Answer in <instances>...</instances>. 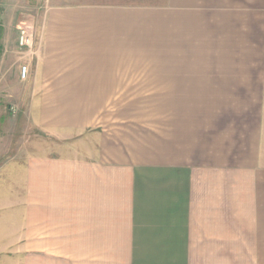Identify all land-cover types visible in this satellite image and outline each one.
<instances>
[{"label":"crops","instance_id":"1","mask_svg":"<svg viewBox=\"0 0 264 264\" xmlns=\"http://www.w3.org/2000/svg\"><path fill=\"white\" fill-rule=\"evenodd\" d=\"M47 1L0 0V264H264V0Z\"/></svg>","mask_w":264,"mask_h":264},{"label":"rangeland","instance_id":"2","mask_svg":"<svg viewBox=\"0 0 264 264\" xmlns=\"http://www.w3.org/2000/svg\"><path fill=\"white\" fill-rule=\"evenodd\" d=\"M32 2L33 3H30L31 6L30 5L29 6L31 7V9L33 8L32 9L33 11L32 10L30 12L27 11V13L31 14L34 19L42 18L44 16L45 9L47 8V6L49 4H51V3H53V1H47V0H32ZM1 3H2V1H1ZM0 8H1V12H2L3 11V5ZM139 63L140 62H138L137 60H133V65H139ZM148 65H150V64H148ZM14 126L15 125L13 123V120H11V122L8 123L7 126H5V130H3L1 128V125H0V136H3V135L5 136V134H7V136L10 138V133L8 131H15V133H16V132H18L20 130V129L17 130V128L14 127ZM2 132H4V133H2ZM19 134L18 133L14 134L15 137L11 139V144H13L11 146L14 148L13 150H15V148H16L15 146H17V147H19V146L20 147H25L27 145V142H28L27 136L26 137L22 136L21 138H16V137L20 136ZM36 134H37L36 142L39 141V142H41L39 144H42V145L51 143V146L53 147V153L57 151L56 149L58 148V143H59L57 140L50 139V138L46 137L45 135H43L40 132H36ZM2 157H4L5 160H8L7 163H5L7 165V167H5V168H7V169H4V170L8 171V169H9L10 172H13L12 169L15 166L14 164L17 163L15 161V159L20 158L21 155L20 154L19 155H15V152H14V153H12V155L11 154H9V155L5 154L3 156L0 155V158H2ZM16 256H17L16 259L19 260V255H16ZM11 257H10V259H11ZM1 259H4V257H1ZM21 259H22V257H21ZM7 260H9V259H7ZM7 260L4 259L3 260V264H6Z\"/></svg>","mask_w":264,"mask_h":264},{"label":"built area","instance_id":"3","mask_svg":"<svg viewBox=\"0 0 264 264\" xmlns=\"http://www.w3.org/2000/svg\"><path fill=\"white\" fill-rule=\"evenodd\" d=\"M32 33L31 30H29L26 27H22L18 31V45L19 47H25L28 45L30 39H31ZM28 67L26 64L20 65V78L25 79L27 76Z\"/></svg>","mask_w":264,"mask_h":264}]
</instances>
